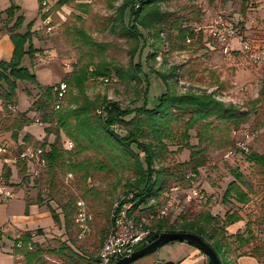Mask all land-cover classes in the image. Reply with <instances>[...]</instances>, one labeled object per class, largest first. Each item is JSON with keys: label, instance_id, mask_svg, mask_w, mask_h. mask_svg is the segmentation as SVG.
<instances>
[{"label": "rangeland", "instance_id": "rangeland-1", "mask_svg": "<svg viewBox=\"0 0 264 264\" xmlns=\"http://www.w3.org/2000/svg\"><path fill=\"white\" fill-rule=\"evenodd\" d=\"M57 1L0 0V10L12 3L20 6V10L12 19H8L5 13L0 15V33H6L8 26H11L20 14L25 16L20 31L25 32L28 23L33 21V43L41 51L36 54L33 62L27 59L26 65L37 73L42 85H56L64 80L65 76L68 77L74 68H80L88 62L99 63L108 60L121 63L125 69L130 67L129 50L134 43L130 36H123L120 30H115L113 19L116 8L124 0H69L62 6H58ZM43 2H46V5ZM167 6L174 16L182 17L185 26H192L196 34L185 42V48L181 50L172 49V42L164 40L167 35H161L160 38L154 35V31L149 34L143 31L147 41L141 43V49L134 62L140 63L144 72L142 75L146 81L142 87L147 90L146 99L136 101V91L139 87L137 88L135 82L129 83V79L128 83H123L117 76L110 82H105L104 76L93 78L86 83L84 91L90 98L106 97L118 100L125 107L140 106L144 101L149 107L154 106L159 96L168 89L179 94L212 92L219 100L250 110L248 121L239 129L230 132L231 143L218 149L212 147L208 152V162L200 168L198 175L183 171L187 174L188 181L172 180L170 188L156 200L158 204L155 208L160 210L167 206L168 199L171 200L173 206H167V214L163 218L170 216L172 222H182L184 218L191 219L207 212L221 220L228 210H238L245 220L252 219L255 222L253 227L259 233L258 237L263 240L264 234H260L263 232L259 230H264L260 224L264 221V174L246 159L243 151L247 148L264 153V61H251L240 51L239 44L240 39L248 40L250 44H264V0H170L163 7ZM45 13L47 16L43 17ZM229 27L237 30L240 38L227 40V43L230 41V50L225 54L221 44L213 36L215 32L211 30L220 33L224 30L222 28ZM79 30L86 32L96 42L105 44L104 51H98V47L93 48L85 44ZM179 45L180 43L176 44ZM150 69L162 73L165 78ZM112 75L114 74L111 73L107 77L112 78ZM28 89L31 95L28 94ZM70 90L74 94L78 93V88L70 84L62 101L63 105L69 104ZM38 94L35 85L20 83L18 105L17 108L11 109L12 112L20 113L29 109ZM53 109L54 106L51 105L47 110L52 112ZM4 114L6 111L0 101V116ZM41 114L42 112L37 111L30 113V116L42 120ZM7 123H0V145L10 148V160L14 161L18 169L12 173L10 185L16 187V190H23L34 202H38L40 197L43 201L38 204L46 212H50L49 205L60 212L62 205L74 199L76 203L83 200L88 214L92 216L86 233L76 224L77 212L67 224L63 213H60V222L53 219L51 225L31 231V234H35L32 242L34 247L29 251L41 252V260L37 264H56L53 260L66 264L63 256L58 253L63 247L66 248L64 253L69 256L75 250L86 256H98L109 232L111 207L128 190L125 183L135 177L133 170L126 166L122 168V162L118 161L117 157V152L120 154V151L108 147L103 150L90 148L78 153L79 148L75 140L69 139L64 132H61L60 137L52 133L48 140L53 141L58 137L62 147L71 150L70 154H65V166L57 170L52 186L49 184L48 166L42 170V177L36 183L28 180L20 184L24 173L21 171V163L14 158L19 141L16 142L11 132H2L1 127ZM41 123L33 121L29 128L30 133L44 136L43 129L49 126V123ZM51 126L56 127V124L51 123ZM190 132L192 135L188 142L196 145L197 130ZM34 135L32 140L26 142L27 145L33 146L39 142L40 139ZM68 139L73 143V148H68ZM168 144L169 152L163 166L170 167L190 158V148L180 147L178 150L179 144ZM69 157L75 162L91 161L98 168H91L90 176L85 178L84 172L78 173L68 169L66 165ZM234 171L240 172L251 190H254L251 201L246 205L223 201L227 185L234 180ZM193 187L201 191L202 197H194L191 194ZM20 202L21 200L11 201L10 209L19 210V206L15 204ZM6 203L5 199L0 201V225L7 221ZM150 204L155 202L151 201ZM13 228L11 223L0 226V264L27 263L25 251L28 250L27 245L30 242L25 243L21 239L22 247L17 246L19 231L16 232ZM228 232L231 233L229 230ZM235 254L232 253V261L236 257ZM77 255L81 256L78 253Z\"/></svg>", "mask_w": 264, "mask_h": 264}, {"label": "trees", "instance_id": "trees-1", "mask_svg": "<svg viewBox=\"0 0 264 264\" xmlns=\"http://www.w3.org/2000/svg\"><path fill=\"white\" fill-rule=\"evenodd\" d=\"M169 1L124 0L116 8L113 19L115 30H120L123 36H130L134 43L129 50L130 67L125 69L121 63L102 60L99 63L88 62L80 68H74L62 81L67 82L68 89L70 84L72 87L78 88V93L74 94L70 90V94L68 93L69 104L63 105L62 101L67 95V89L58 109L55 106L58 101L56 86L59 83L42 85L37 73L26 65L27 59L33 62L36 54L41 51L33 43V32L31 31L33 21L28 23L25 32L20 31L19 29L25 22V16L20 14L15 18L13 24L8 26L6 33L13 42L14 50L10 58L0 60V101L6 111V114L0 116V123L8 122L1 127L2 132H11L16 142L19 141L17 155L14 158L18 163H21V171L24 173L22 181H19L20 184L28 180L36 183L42 177V173L33 176L31 164L19 158L23 150L31 147L42 150L46 166H48L49 184L53 185L57 170L65 166V154L71 153V150H66L59 143L58 137L61 132H64L69 139L76 141L79 148L78 153L90 148L103 150L108 147L120 151V154L117 152V157L118 161L122 162V168L123 166L129 167L135 176L125 183L128 190L124 193L125 199L122 200V203L129 201L132 204V210L137 214L138 219H141L157 212L155 207L158 202L156 200H159L162 194L170 188L172 180L188 181L187 174L183 171L198 175L200 168L208 162V152L212 147L218 149L231 143L230 132L245 124L251 111L236 104L219 100L212 92L179 94L168 89L159 96L154 106L149 107L144 101L140 106L125 107L118 100L106 97L90 98L84 91L86 83L93 78L104 76L103 80L110 82L117 76L121 82L128 83L129 79V83L135 82L137 88L139 87L136 91V101L146 99L147 90L142 87L146 81L142 75L144 72L140 63L134 62L143 42L147 41L143 31L148 34L154 31V35L157 37L165 34L167 37L164 40L172 42L174 45L172 49L181 50L185 48V42L189 38H194L196 34L192 26L183 24L182 17L174 16L168 6L163 7ZM68 2L69 0H58L57 5L62 6ZM18 10H20V6L12 3L7 8L0 10V15L5 13L8 19H12ZM46 16L45 13L43 17ZM79 34L85 44L91 45L93 48L98 47V51H104L105 44L96 42L83 30H79ZM179 43L180 45L176 46ZM155 53L157 54V52ZM150 71L158 73L151 69ZM111 73L115 76L107 77ZM160 75L165 78L162 73ZM20 83L35 85L39 94L29 109L13 113L11 109L17 108L18 105ZM27 92L29 95L32 94L29 89ZM51 105L54 106L52 112L47 110ZM37 111L42 112V120L30 116V113ZM33 121L42 122L41 124L49 123V126L43 129L44 136H35L32 132L30 133L29 128ZM51 123H55L56 127L51 126ZM178 125L182 126L175 128ZM193 129L197 130L198 143L196 145H191L188 142L192 135L190 131ZM52 133H56L58 137L50 141L48 136ZM32 135L40 140L36 145L29 146L26 142L32 140ZM69 139L67 141H71ZM168 142L179 144L178 150L180 147L190 148V158L170 166L171 169L169 166H163L169 152ZM5 147L9 150V154H5L3 157L9 156L10 158L12 152L8 146ZM245 150L243 153L246 159L264 174V153L247 150V148ZM68 160L66 165L68 169L78 173L84 172L85 178L90 176L91 168H98L91 161L75 162L71 157ZM2 174L10 185L9 180L12 175L10 166L5 164ZM253 192L254 190H251L244 176L240 172L234 171V180L227 185L223 201L246 205L251 201ZM30 200L31 198L28 197L27 201L31 202ZM42 201L39 197L38 202L35 203ZM151 201L155 204H150ZM76 207L77 203L74 199L62 205L60 212H57L52 206H48L55 222L61 221L60 213H63L66 224L77 212ZM243 219L238 210H228L221 220H217L207 212V214H200L191 219L184 218L182 222H172L170 216L153 218L144 227L152 231L150 237L163 232L175 231L197 234L213 247L222 264H238V258L243 255L254 256L261 264H264V238L262 240L258 237L259 233L253 227L255 222L252 219L247 220L245 228L236 233H229L227 230L229 225ZM260 224L264 227L263 220ZM110 228L111 218L109 231ZM259 231L263 232L260 234H264V230L260 229ZM20 239L25 243L30 242L31 231L23 232ZM17 241L18 239H16ZM65 249L63 247L58 253L63 256L66 264H100L99 255L90 257L82 252L71 250L73 254L69 256L64 253ZM72 249L74 248L72 247ZM29 250L25 251L26 264L39 262L41 252ZM77 253L81 256L78 257ZM232 253H236L234 261L231 258Z\"/></svg>", "mask_w": 264, "mask_h": 264}, {"label": "built area", "instance_id": "built-area-1", "mask_svg": "<svg viewBox=\"0 0 264 264\" xmlns=\"http://www.w3.org/2000/svg\"><path fill=\"white\" fill-rule=\"evenodd\" d=\"M43 4L46 5V2H43ZM47 23H49V21ZM222 29L224 30L220 33L214 30L211 31L215 32L213 33L215 40L221 44L222 51L227 54L230 50L229 42L233 40L231 38H240V36H238L237 30L230 29V27ZM228 39H230V41L227 43ZM239 47L240 51H243L251 61L255 63H262L264 61V44H250L248 40L243 41L240 39ZM67 89L68 84L65 81H60L59 85L56 86L58 101L55 108L58 109L60 107ZM67 145L69 146H67L68 148H73L72 142L67 141ZM5 154H9V150L5 146L0 145V156H4ZM19 158L31 164L33 167V176H38L46 166V160L43 157L41 149L28 147L20 153ZM5 161H10V158L5 157ZM190 192L194 197H202L201 191L196 187H193ZM0 195L5 196L6 198H12L15 196L13 187L7 183L2 172H0ZM124 199L125 197L122 196L119 200L113 203L110 217L111 228L99 253L100 264H113L120 258L131 254L138 246L148 243L152 231L145 228L144 225L150 222L153 218L164 217L167 214V206L169 207V205H171V200L168 199L166 207H162L160 210H157L156 213L148 215V217L138 219L137 214L132 210V204L129 201L122 203V200ZM91 217L92 216L87 212L85 202L79 200L77 202L76 224L83 233L88 231ZM34 236L35 234L32 233L31 241L27 245V248L30 250L34 247L32 243L34 241ZM20 237L21 234H18L16 245L22 247ZM53 261L56 264H62L59 261ZM159 264H162V262H159Z\"/></svg>", "mask_w": 264, "mask_h": 264}, {"label": "crops", "instance_id": "crops-1", "mask_svg": "<svg viewBox=\"0 0 264 264\" xmlns=\"http://www.w3.org/2000/svg\"><path fill=\"white\" fill-rule=\"evenodd\" d=\"M13 50L14 45L10 36L6 33H0V60L10 58ZM5 164L10 166L13 174L18 171L14 161H5V158L0 156V172L2 173ZM14 189L15 196L12 198H6L5 196L0 195L2 198L0 201H3V199L7 200L6 208L8 210L7 221L2 223V225H0L1 227L5 226L7 223H11L16 232L19 231L22 233L39 229L44 225L48 226L52 224L53 216L50 212L43 210V208H41L40 205L35 203L33 200L28 202V197L24 194L23 190H16V187H13V190ZM14 200H21L20 203L15 204V206H19V210L15 209L14 211V209H10L11 201L13 202ZM246 221L247 220L243 219L231 224L227 227V230L231 233H236L237 231L245 228ZM13 233L14 232H12V234ZM18 258L20 259L19 255ZM159 262H162V264H210V259L202 250L192 244L182 241H173L164 245L154 253L145 255L135 260L131 264H159ZM237 262L238 264H261L256 257L251 255L240 256ZM19 263L21 264V262Z\"/></svg>", "mask_w": 264, "mask_h": 264}, {"label": "water", "instance_id": "water-1", "mask_svg": "<svg viewBox=\"0 0 264 264\" xmlns=\"http://www.w3.org/2000/svg\"><path fill=\"white\" fill-rule=\"evenodd\" d=\"M173 241H182L192 244L202 250L209 257L210 264H222L213 247L201 236L191 232L179 231L155 234L149 239V242L145 246L133 251L131 254L123 258H120L113 264H131L135 260L154 253L164 245Z\"/></svg>", "mask_w": 264, "mask_h": 264}]
</instances>
